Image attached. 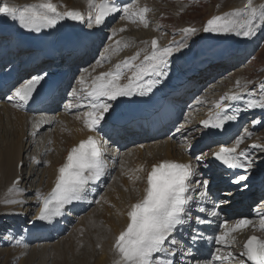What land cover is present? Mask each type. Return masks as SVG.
<instances>
[{"label":"bare ground","instance_id":"bare-ground-1","mask_svg":"<svg viewBox=\"0 0 264 264\" xmlns=\"http://www.w3.org/2000/svg\"><path fill=\"white\" fill-rule=\"evenodd\" d=\"M8 2L15 6L23 7L26 4L37 3L38 0H8ZM52 2L58 5L59 11L79 10L85 14L89 11L88 0H52ZM247 2L248 0H230L226 4L216 7L204 19V21L213 16L222 15L236 9H243L247 5ZM132 3L138 4L139 0H128L124 2V4L129 5ZM252 5L257 8L261 6V4L256 3L255 0H252ZM179 8H184V6H178L175 11V14L181 17L178 13ZM130 11L133 13L138 12L135 9H130ZM124 15L125 14L122 13V16ZM144 15L146 21L149 22L151 18L150 14L145 13ZM118 16L116 15L115 17L106 19L105 24L99 28L88 29L81 23L66 19L61 21L55 28L42 29L40 32H34L23 29L17 22L0 15V37L1 35H5V39L1 42L2 44L5 43V45H2L1 47L2 53L0 64L7 62V57L9 56L12 57L13 61L16 60L17 55L20 54V59L23 61V71L19 76L20 79L24 76H29L40 64H48L43 61V59H40L41 52L35 49V41H38L41 37L50 39L52 42L49 44V47H51L53 46L52 44H57L62 40V33L70 28L75 31V34L80 38L88 40L89 44L87 46H92V49L88 48L89 51L96 48L93 53L94 55H97L94 62L88 63L86 66H81L80 68L76 67V70L79 73L73 89L77 90V94L73 96V89L70 91L66 100L62 104V111L57 113V115H55V113L48 114L49 112L61 108L59 107V104H53L55 100L51 105L44 108V111L32 112L26 111V107L24 105H19L15 98L11 100L9 99V97H13L14 89L9 95L0 99V127L1 125H11L12 128L15 129L13 135L14 139L12 137V141L10 142L9 140L10 143L6 144L0 153V189H4V191L0 193V203H3L6 200L5 196H7V201H22V203L8 202V206H4L0 209V214L13 220L20 218L21 221L26 224L27 231L30 232V238H38V236H49V238L59 237L60 234L64 233L65 230L71 226L74 219L77 218H80V221L86 225L91 223L97 232L95 233L96 236L94 235L95 242L93 243V247L90 248V245L88 244L83 250H79V254H82L80 256H82L83 264H114V261L118 259L117 254L114 251L115 238L127 225L128 218L126 213L129 205L142 198L144 194L143 190L146 187L147 173L150 171V168L154 163L164 159L176 160L178 162L191 163L197 171L198 165L194 163L188 152L179 151L176 153L172 144L173 141H175L173 138L179 137L177 135L182 132V129L188 127L191 118H194L199 126L201 144H210V138L212 137L209 130L203 127L201 121L207 119L210 113L217 111L216 105L220 102L221 97H230L232 93H237L243 95L245 99L255 98L249 97V93L254 90L256 96H258L260 86L261 84H264V76H262L256 82L237 77L234 78L231 83H224L222 87L212 86V89L210 87L208 90L204 91V93L208 94L200 95L199 99L195 100L191 105L193 106L192 109L198 110L199 112L196 113L195 116L192 115L189 110L186 112V115H184V121L180 122L177 126L180 128V131H177L176 128L173 133L169 134L163 140L151 143L143 142L139 147L130 150L125 149L126 144L135 142L139 138L142 139L148 137L150 135V133H148L149 128L146 127V129H144L140 123H136V120L127 121V124H131L130 128H121L119 130L116 129L118 128L117 124L122 123L123 120H115L114 123H110L107 129L109 135H105L103 132L99 133L100 138L108 141L107 148L109 149L108 161L111 170L110 175L105 176L93 186L91 194L86 200L80 201V205L74 204L70 206L66 210V215L63 218H57L58 222L53 221L49 223L40 221L36 218L39 208L37 206L35 193L38 190L48 193L54 187L58 175V168L65 162L67 152L72 146L76 145L79 141L86 139L89 135H97L96 132L89 131L84 124V119L90 109L87 107H78V105H86L88 103L87 92L90 90L92 80L99 73L112 70L117 62L133 56L138 51L140 52V60H142L143 56L150 52L151 41L154 36H157L160 39V47L170 45V42L167 41V35L165 32H160L155 29L146 31L145 29H141L142 27L138 25V23L135 22L133 24L135 15L121 18L116 22L115 20ZM187 25L197 27V32L190 35L189 42L185 43L187 47L183 48L180 52L184 50L200 51L198 56L195 57L188 67L189 70L193 71L197 68H202L199 73L188 80L181 95L177 97L175 105L180 108V110L177 111L176 117L172 119L173 121H175L178 116H181L186 109L185 103L189 96L188 92L195 86L196 81L199 82L200 77L198 79L195 78L198 74L201 73L202 76L206 69L218 66L217 63L212 64L214 61L219 62V60L222 59V61L225 62L228 59V54L235 56L237 53H241L244 50L253 49L256 44L255 42L259 39L260 35L264 33V30H261L251 38L237 37L235 35L220 36L217 34L208 38L205 37V34L203 33L205 22L200 26L182 24L179 26V30L183 32L182 30L186 28ZM120 28H124L125 31H117L113 36L112 29L119 30ZM94 30H99L100 36L93 43L97 37V35L94 34ZM103 39H108L109 42L102 48H99L101 42L104 41ZM117 41L120 42L119 46H117ZM124 45H127V47H124ZM109 46L111 47L109 48ZM83 47L86 46L83 45L82 48ZM82 48H76L73 52L67 54V56L65 55L66 63L71 64L78 61L79 59L76 57L80 55L78 51ZM9 51H12L13 53L10 54ZM180 52L175 53L171 57V60L177 57ZM81 53L84 52L81 51ZM92 57L94 58L93 55ZM102 57H107L108 59H102ZM140 60L135 63L139 64ZM130 75V71H125V76L121 80V83H127V78ZM81 76L85 79L83 85L80 83ZM30 77H27L26 79H29ZM15 84L8 89V92ZM195 90L196 89L193 91ZM202 96L204 98H202ZM243 100L244 99L232 101L229 99L223 103L225 105H231L233 108ZM116 102H114V105ZM69 105H71V108H69ZM223 109L224 108L222 107V110ZM46 111L48 112L46 113ZM257 112L264 115V109L256 108L251 110V115H249L248 118L253 119V117H251L252 114ZM245 117H247V115ZM173 121H169V124H172ZM252 121L253 120L248 122L247 127L243 128L242 126L239 136L243 135L245 138L237 150L248 147L251 143L264 145V137L261 138L262 136L256 134V130L253 131L254 128L262 124L261 120L259 124H253ZM165 129H167V126L164 128H158L156 132L162 134ZM194 130L195 129H189V131ZM245 130L251 133V135H246ZM61 135H64V137L68 136V139H63V142L61 140L59 141ZM15 136H17V138ZM36 137H38L36 147L41 150V153L46 156L54 155L55 157H53L54 163L45 173V179L42 180L40 178L38 184L37 170H35L34 165L43 159L40 156H37L33 162H30L28 170L29 175H25L27 168L23 166V164H25L24 154L27 151L28 155L26 160H30L29 151L34 144V141H31L30 139ZM51 140L53 142H51ZM26 144H28V147ZM58 144L60 145L58 146ZM61 144L63 145L62 149L60 147ZM221 144L225 143H216L207 148L205 152L207 153L205 160H209L210 163H212L211 154L214 151L219 150ZM234 144L235 140L228 144V146L232 147ZM20 164H22V167L19 168ZM204 168H206L207 171L204 174L201 173V171H197V175L201 178L205 175L209 177L207 178L209 180L208 200L199 205V207H204L207 212L200 213L198 206L193 205L191 207L192 218L186 222L184 227L174 233V238L179 244V248L174 250L175 264H185V262H187V264H196V261H199L200 264H249L243 261V256L240 255L241 252H239L238 246L243 245L251 234L264 237V229H261L260 227L261 215L264 214V200L255 204L258 195L255 186L264 185V154L260 153L255 156V163L251 170L248 171V174H241L247 175V178L252 180V183L250 182L247 184L248 187L246 189L244 187L236 188L235 186L238 184L231 183L236 177H232L228 173L219 177V170L213 164L208 163ZM46 174L49 176H46ZM34 175H36V178L33 177ZM128 176H130L131 179L127 178ZM137 176L139 179L135 178ZM18 178L20 179L18 183H14ZM43 181L47 183V188L45 186L46 184L41 185ZM29 182L30 184H36L35 186L26 189V185L29 184ZM223 184L224 186L229 185L230 189L222 190L221 187ZM221 193L230 194V207H228L227 210H225L224 206L219 205L218 203L217 196ZM27 196L30 198H26ZM99 196L101 197L100 200H98ZM89 201L92 202L89 203ZM95 201H98V203ZM213 202L217 203L216 208H213ZM24 206H27V208L24 209ZM257 208L259 209V214L254 211V209ZM83 209L89 210V213L81 215ZM211 211H218L220 213V218L217 219L211 216ZM197 215L202 216V218L209 221V223L198 224L195 220ZM241 218H248L251 220V224L246 227H239L235 232L230 233L227 241L228 246L217 244L214 240L209 239H199L196 242L191 240V236L196 232L200 233L204 238L215 237L218 234V231L224 230L223 227H220L221 222L224 219H227L228 227L231 228L235 227L237 221ZM37 232H40V235L36 236L35 234H37ZM65 240L63 238V241ZM59 243L56 244V247ZM79 243L81 242L79 241ZM71 244L73 245V243ZM71 244L69 243V245ZM50 245L55 247V244ZM77 245L76 248L78 247ZM200 246L209 249V254L216 249H219L216 254L223 257V259L218 262H210L208 259L209 254L193 251V248L199 249ZM43 247L44 250L46 245ZM72 250L73 248L71 251ZM45 252H47V250ZM181 253H183V255ZM229 253H233L235 258H229ZM239 260H242L241 263H237Z\"/></svg>","mask_w":264,"mask_h":264},{"label":"snow or ice","instance_id":"snow-or-ice-1","mask_svg":"<svg viewBox=\"0 0 264 264\" xmlns=\"http://www.w3.org/2000/svg\"><path fill=\"white\" fill-rule=\"evenodd\" d=\"M88 5L89 11L85 14L79 10L59 11L58 5L52 0H38L37 3L26 4L23 7L15 6L8 0H0V15L17 22L21 28L34 32L55 28L66 19L81 23L88 29L99 28L105 24L106 18L118 12L125 14L121 18L138 16L145 21V26H147L144 15L149 11L147 7L133 13L130 11L131 6L121 4V0H88ZM261 30H264V5L259 8L254 7L252 0H248L243 9L213 16L207 20L203 28V31L207 33L244 38H251ZM117 31H125V29H112V35L114 36ZM182 31L187 36L195 34L197 29L187 27ZM116 43L119 46L120 42ZM151 47V52L146 53L142 60H140L138 51L133 56L117 62L112 70L101 72L92 80L90 90L87 92L88 103L78 105V107L90 109L84 119V124L89 131L96 132L97 135H89L72 146L67 152L65 162L58 168L54 187L48 193L39 190L35 193L39 208L36 217L38 220L49 223L58 222L57 218H63L70 206L86 200L93 186L105 176L110 175L108 141L100 138L99 133L109 135L108 126L115 122L114 102L121 97L145 96L152 93L154 87L162 82L160 78L167 77L171 57L187 45L181 40L178 44L160 47L157 39L154 38L151 41ZM102 59L108 58L102 57ZM138 60L140 63H135ZM125 71H130L131 75L127 78V83L122 84L121 80L125 76ZM47 77L48 73L43 72L23 80L14 88L13 97L9 99L15 98L19 105H27L30 101L36 102L37 98L42 95ZM80 83L82 85L85 83L83 76L80 77ZM76 94L77 90L73 89L72 95ZM249 97L255 98L246 99L245 108L264 109V84H261L258 96L253 90L249 93ZM229 99L237 101L245 98L237 93H232L230 97H221L216 105L217 111L210 113L207 119L201 121L204 128L224 129L227 122L237 119L239 109L232 114L222 110V107H231L223 103ZM252 123L259 124L260 121L253 120ZM177 131H180V128H177ZM245 133L251 135L247 130ZM244 138L243 135L238 136L232 147L226 146V143L221 144L219 150L211 154L212 159L227 169H244L248 172L253 167L255 158L249 151L237 152ZM251 149H259V152L264 154V145L253 144ZM188 150L191 151L190 148ZM205 156L207 153L202 152L196 159L202 162ZM135 178L139 179L138 176ZM246 180L247 175H238L231 183L240 184ZM14 183H18V180ZM243 187L246 189L247 183H244ZM208 188L209 180L199 177L191 163L169 159L154 163L147 173L142 198L129 205L126 213L127 225L115 238L114 251L118 259L114 261V264H175L174 250L179 248V244L174 238V233L192 218L191 207L193 205L198 206L200 213L207 212L199 205L208 200ZM220 195H223L225 199L218 198V203L227 210L230 207V194L221 193ZM8 202L22 203V201L15 200ZM95 202L98 203V201ZM216 206L217 203L213 202V208ZM254 211L259 214L258 208ZM210 214L217 219L220 218L218 211H211ZM195 220L198 224L209 223L200 215H197ZM250 224L251 220L241 218L235 227L229 228L227 219H224L220 225L224 230L218 231L215 237L204 238L196 232L191 236V240L196 242L199 239H209L217 244L228 246L230 233ZM260 227L264 229V214L261 215ZM22 242L23 237L16 239L17 244ZM243 248L244 251L240 255L247 261L251 264H264V237L250 236L243 244ZM218 251L219 249H216L209 254L210 262L223 259L216 254ZM228 256L235 258L233 253H229ZM196 264L200 262L196 261Z\"/></svg>","mask_w":264,"mask_h":264},{"label":"rangeland","instance_id":"rangeland-1","mask_svg":"<svg viewBox=\"0 0 264 264\" xmlns=\"http://www.w3.org/2000/svg\"><path fill=\"white\" fill-rule=\"evenodd\" d=\"M229 1L230 0H139L138 4L132 3L130 5L131 6L130 9H135L139 11L140 9L147 7L149 9L147 13L150 14L151 16L150 21L149 22L147 21V26H145V21L141 20L138 16H134L135 18L133 19L134 21L133 24L135 22L138 23V25L142 27L141 29H145L146 31H151L155 29L160 32H165V34L167 35V41H169L170 44H178L181 40H183L184 43H187L189 42V39H190V35L186 36V34H184L183 32L179 30L180 25L191 24V25L200 26L203 22H205L204 19L216 7L222 4H226ZM255 1L256 3L264 5V0H255ZM180 5L184 6V8H179L178 10V13L179 15H181V17L175 14L176 9ZM121 17H122V13L119 14V16L116 18L115 21L116 22L119 21ZM4 37L5 35H1L0 37V57L2 53L1 47L2 45H5V43L4 44L1 43L5 39ZM108 42H109L108 39L104 40L103 42H101L99 48H102ZM255 43L256 44L254 45L253 49L244 50L241 53H237L235 56H233L232 54H228V59L225 62L222 61V59H220L219 62L214 61L212 64L217 63L218 66H213L210 69L209 68L206 69L205 72H203L202 76H201V73L198 74L195 78L198 79L200 77L199 82L196 81L195 86L191 88L188 92L189 96L187 97V100L185 103V108L187 110L185 109L183 113L181 114V116H178L177 119L173 122V124L169 125V127L163 131L164 133L162 134L155 133V134L149 135L146 138H142V139L139 138L135 142L127 143L125 149L130 150L132 148L139 147L140 145H142L143 142L151 143V142H157V141L165 139L169 134L173 133L176 130V128H178L177 126L180 122L184 121V115H186V112L188 110L194 116L196 115V113L199 112L198 110L192 109L193 106L191 105L195 102V100L199 99L200 95L208 94V93H204V91L208 90L210 87L211 89H212V86L222 87L224 83H231L232 80L237 77H241L243 79L245 78V80L256 82L260 77L264 76V33L260 35L259 39ZM94 50H96V48L90 51L87 50L85 53H79L80 55L78 54L79 56L76 57L79 60L75 61V63L73 62L70 64L72 65L73 75L70 81L68 82V86L66 88L65 93L61 97H59L58 101L56 102L57 104L60 105L59 107L61 108L56 109L53 112H49L48 114L55 113V115H57V113L62 111L63 109L62 104L66 100L70 91L73 89L75 82L77 80V75L79 72L76 70V67L80 68L81 66H86L88 63L94 62L95 58L97 57L96 54L95 55L93 54ZM9 53L12 54L13 52L9 51ZM92 55L94 56V58L92 57ZM17 58L18 59L20 58V54L17 55ZM7 59L8 61L5 62L6 64L13 62L11 56L7 57ZM35 70H38V69H35ZM18 83L16 84L17 86L19 85ZM194 89L196 90L193 91ZM202 98L204 97L202 96ZM47 112L48 111H46V113ZM247 115L249 116L251 115V113H248ZM248 116L247 118H245V123L243 124L244 128L247 127L248 122H251V120H259V121L261 120L262 124L254 128L253 131L256 130L255 131L256 134L262 136L261 138H263L264 137V115L257 112L255 114H252L251 117H253V119L252 118L249 119ZM4 127H7L8 129ZM189 129H195V130L189 131ZM14 132H15V129L12 128L11 125L10 126L1 125L0 127V141H1L0 142V153L3 150V147L12 141ZM177 136L179 137L173 138V140H175L172 143L174 151L176 153L179 151L188 152V154L190 155L194 163L198 165L197 171H201V173L204 174L207 171L206 168L204 167L209 163V160H205V157H204L202 162H197L196 157L201 155L202 152L205 153L207 148L213 145V142L207 145L201 144L199 126L197 125L196 120L194 118L190 119L188 123V127L182 129V132L179 133ZM238 136H239L238 134L233 135V137H235L234 140H236ZM15 137L17 138V136ZM37 138L38 137L30 139L31 141H34L33 142L34 144L31 146V149L29 151L30 160H26V157L28 155V151H27L24 154L25 164H23V166L27 168V172L25 175H29L28 170L30 167V162H33V160L37 156H40L43 159L42 161L34 165L35 170H37V184H38L40 178L42 180L45 179V173L50 168V166L54 163L53 161L55 157L54 155L46 156L43 153H41V150L36 147ZM65 138L68 139V136L64 137V135L63 136L61 135L59 137V141L60 140L62 141ZM51 142L53 141L51 140ZM26 145L28 147V144ZM59 145L60 144H58V146ZM60 147L62 149L63 145L61 144ZM189 148L191 149V151L188 150ZM46 176H49V175L46 174ZM220 176L221 174H219V177ZM33 177L36 178V175H34ZM127 178L131 179L130 176H128ZM207 178L209 177L206 175L203 176V179H207ZM250 182L251 180L248 179L244 181L243 183L236 185L235 187L236 188L243 187L244 183L248 184ZM43 183H41V185L46 184L45 186L47 188L48 187L47 183L45 181H43ZM35 184L36 183L30 184L29 182V184L26 185V189H29L35 186ZM228 187L229 186L226 185V186H222L221 188L223 190L230 189ZM2 191H4V189L1 188L0 193ZM257 192H258V195H257V200L255 201V204H258L259 202L264 200V187L263 189ZM5 198L6 200L3 203H0V209H2L4 206H8L7 196H5ZM26 198H30V197L27 196ZM218 198L221 199L225 197L219 194L217 197V200ZM100 199L101 197L99 196L98 200ZM26 208L27 206H24V209ZM88 213H89V210L83 209V212H81V215L88 214ZM40 232H37V234L35 235L36 236L40 235ZM81 232L85 236H83ZM96 232L97 230L93 227V225H91V223L89 225H86L82 221H80V218L79 219L77 218V219H74L71 226L67 228L64 233L60 234L59 237L49 238V236H41V237L38 236V238L37 237L30 238V232L27 231L26 224L23 221H21L20 218L13 220L3 214H0V264H19L20 261H21L20 264H25L27 262H28L27 264H83L82 256H80L82 254H79V250L80 249L83 250L88 244L90 245L89 246L90 248L93 247V243L95 242L94 235ZM88 233L91 234L92 237ZM20 237H23V242L20 244H17L16 239H19ZM63 238L64 240L65 239L66 240L63 241ZM79 241L81 243H79ZM57 242L58 243L60 242V243L56 247V244H58ZM69 243L70 244L73 243V245L72 244L69 245ZM50 244H55V247H53V245L51 246ZM45 245H46L45 249L47 250V252H45L46 251L45 249H44L45 251L43 250L44 248L43 246ZM76 245L78 246L77 247L78 249L76 248ZM72 248L73 250L71 251Z\"/></svg>","mask_w":264,"mask_h":264}]
</instances>
